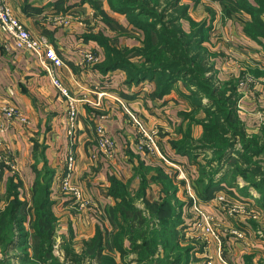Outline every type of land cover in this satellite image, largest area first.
<instances>
[{"label": "crops", "instance_id": "1", "mask_svg": "<svg viewBox=\"0 0 264 264\" xmlns=\"http://www.w3.org/2000/svg\"><path fill=\"white\" fill-rule=\"evenodd\" d=\"M182 2L189 5L190 15L196 21L205 19L210 22L213 15V28L217 35L228 36L240 47L260 49L241 36L239 23L222 20L221 1ZM9 4L14 15L32 35L46 37L65 61V66L56 69V73L70 97L77 101L78 115L73 125L68 99L51 82L53 67L50 63L45 58L15 49L0 34V108L15 106L28 119L27 123L14 120L3 136L0 155L6 167L2 168L0 175V210L7 206L11 183L15 185L20 200L28 207L38 174L48 168L53 173L52 212L62 224L61 235L70 237L73 234L75 240H81L82 251L84 241L95 236L97 224L91 212L78 216L76 203L60 190L58 183L66 172L68 157L74 154L77 161L75 184L82 186L94 203L105 210L114 203L107 196L110 177H129L138 163L136 157H139V162L143 161L140 155H134V158L127 155V150L134 148L135 130L124 111L127 108L138 111L151 124H162L158 118L164 121L165 114L175 124L179 111L187 110L188 106L176 92L161 100H152L149 95L154 85L150 82L129 87L125 72L104 73L99 69L98 65L105 59L103 47L88 36L102 34L112 39L115 34L110 29V22L98 15L89 4L81 0H9ZM103 10L107 15L105 17L118 23L120 28L133 30L126 16L113 13L107 2L103 3ZM61 19L69 23L63 24ZM184 28L189 30L188 23H184ZM137 34L141 38L140 33ZM118 41L129 47L140 44V39L126 37ZM207 45L215 52L219 49L226 52L222 45L216 49L212 44ZM84 51L95 53L100 62L95 66L83 65L81 55ZM215 64L219 70L220 60L216 59ZM220 78L225 80L223 75ZM96 122L104 123L115 140L118 150L115 160L106 159L98 151ZM168 153L172 160L180 163L187 161V157L176 155L170 149ZM239 253L240 250H237L236 254ZM10 254L25 255L18 248ZM55 254L59 256L60 252ZM2 257L0 248V259Z\"/></svg>", "mask_w": 264, "mask_h": 264}, {"label": "trees", "instance_id": "2", "mask_svg": "<svg viewBox=\"0 0 264 264\" xmlns=\"http://www.w3.org/2000/svg\"><path fill=\"white\" fill-rule=\"evenodd\" d=\"M81 1L89 4L98 15L111 23V18L105 17L107 15L103 10V3L107 2L113 13L126 16L132 29L141 35L139 46L125 48L113 44L112 39L102 34L89 35L90 39L96 40L103 47L105 59L98 65L102 72L110 73L118 70L125 72L126 85L129 87L147 81L153 83L155 88L149 95L152 100L163 99L176 92L188 102L191 112H183L179 115L202 126L203 134L197 140L189 134L185 135L183 142L180 143L181 147L177 149L178 153L189 156L193 153L210 152L213 154L210 164L217 166V169L211 170L209 174L204 173L205 167H203V174L195 183L199 186L204 183V189L198 195L204 199L215 197L216 190L220 189L223 181L226 180L229 189L237 190L238 176L248 180L250 186L258 188L264 195V164L255 161V158L264 156V141L261 143L260 139L248 137L238 114L240 101L238 85L231 80L223 81L218 75L214 64L218 57L217 52L207 46L210 41V23L206 20L202 22L194 20L190 15L189 5L184 4L182 0ZM219 1L222 3L225 17L230 18L231 14H248L251 17V22L257 26L258 35L248 37L264 47V0ZM184 23H188L189 30L184 28ZM245 32L252 33L248 29H245ZM254 74L257 77L262 76L258 70H255ZM200 112L203 113L204 119H195ZM175 146L177 148L176 144ZM234 157H236L235 162L230 163ZM141 165L143 166L142 162ZM205 166H209V163ZM46 171L48 182L38 191L42 199L37 207L35 205L33 207L36 210L33 237L39 240L38 248L35 249L33 257L23 251L25 255H13L14 258L20 263L29 264H118L114 257L105 254L106 240L102 230H98L94 237L84 242L81 252L76 251L72 241H64L62 244L64 263L58 262L53 253L54 242L51 234L45 233L38 226V222L43 218V212L46 213L50 223L57 221L52 212L53 202L49 200L53 173L48 168L43 172ZM41 173L37 176L35 193L38 190ZM205 175L207 176L203 177ZM129 186L112 177L107 191V196L115 201L111 209L116 226L112 246L121 254L123 261L128 254L135 253L138 256L137 262L142 264L151 261L158 249L154 246L150 253H147L145 247L153 243L149 237L147 239L144 236L129 237L131 233L128 225L129 213L134 211ZM247 187H244L245 190L241 189V192L244 194L243 197L249 198L251 195L247 193L249 191ZM176 188L173 181L166 183L169 195L173 196ZM229 192L235 196L233 191ZM176 200L164 201L158 205L159 213L156 214L164 213V217L158 221L159 225L181 224L184 203ZM6 201L7 206L0 210V227L7 222L10 229L9 232L0 234V248L3 253L0 264L6 262L10 264L11 257H7L8 254L13 253L16 248L26 249L29 239L23 213L27 204L20 200L19 193L12 183L8 187ZM131 226L134 227V224ZM11 229L16 230L17 234L12 236ZM125 238L129 241L134 240L131 241V249L126 251L123 245ZM140 240L143 244L138 243ZM190 251L191 248L181 250L170 263L190 264ZM246 263L251 264L249 258L246 259Z\"/></svg>", "mask_w": 264, "mask_h": 264}, {"label": "rangeland", "instance_id": "3", "mask_svg": "<svg viewBox=\"0 0 264 264\" xmlns=\"http://www.w3.org/2000/svg\"><path fill=\"white\" fill-rule=\"evenodd\" d=\"M221 18L225 22L231 20L234 23H239L242 32L241 36L245 40L254 42L260 48L259 50H253L248 47H240L235 45L228 36L217 35L213 28V15L211 16L212 20L208 22L211 26V31L209 32L210 41L208 43L212 44L215 49L222 45L226 51L223 52L221 49L216 51L218 55L216 59L220 60L219 70H217L218 75H223L225 80H231L238 85L240 92L238 114L240 119L244 123L248 137L260 139L262 143L264 141V47L248 37L258 35L257 26L251 22V17L248 14H231L229 18L225 17L222 12ZM120 27L118 23L111 21L110 29L115 34L112 38L113 44L125 48L129 46L121 44L118 39L122 37L138 41L141 39L134 30H123ZM245 29L251 30L252 33L245 32ZM255 70L262 73V76L257 77L254 74ZM177 96L188 106L187 110L179 111V114L191 112L188 102L178 94ZM127 110L124 112L135 130L134 148L128 149L127 155H132L133 158L135 157L134 155H140L143 160L142 166L138 160L139 157H136L138 163L134 165L132 175L118 179L124 185H130L129 191L132 197L130 200H132V210L134 211L129 213L128 225H130L129 229L131 232L129 237L140 238L144 236L146 239L149 237L153 243L145 247L147 253H150L154 246L158 249L151 261L142 264H171V260H174L176 255L186 248H191L190 264H238V262L247 264V258H249L251 264H264V195L262 192L258 188L250 186L248 180L238 176L236 180L238 192L235 189H229L226 182L228 180H226L223 181L220 189L216 190L215 197L210 199L200 197L198 193H202L204 183H201L200 186L198 184L195 185V183L203 174V167H205V174L217 169L216 165L210 164L213 154L210 152L193 153L185 156L187 157L186 162L180 163L169 158L168 151L170 149L176 155H180L177 149L181 147L180 143L183 142L184 136L189 134L196 140L200 139L203 134L202 126L192 123L180 117V115L174 124L165 114L164 121L158 118L159 121L163 122L162 124H151L148 118L143 117L138 111L130 108H127ZM105 114L106 112L103 115ZM195 119H204L203 113L200 112L195 116ZM99 125L105 127L115 144L116 154H114V157L108 156L99 146L97 135V126ZM95 133L98 151L106 159L115 160L118 157L117 146L106 125L102 122H96ZM73 156L75 158V155ZM235 159L236 157L232 158L230 163L235 162ZM255 161L264 164V156L255 158ZM208 163L209 166H205ZM9 166H11V163ZM4 167L6 165L2 164V168ZM226 168H228V165H226ZM46 174L47 171L41 173L37 185L38 190L35 193L34 187L29 206L23 210L24 225L26 232L29 234L27 248L25 247L26 249H23V251H26V254L29 253L32 257L39 243V240L33 237L35 232L34 222L36 221V210L33 207L34 205L37 207L42 199L38 191L42 190V185L48 182ZM65 175L66 172L60 179L59 186L62 185ZM112 177L109 179V184H111ZM167 179L171 183L173 181L174 185L177 186L173 196L169 195L168 190H166ZM74 185L82 193L83 197L81 204L76 203L77 215L81 216L85 212H91L97 224V231L103 228L102 231L106 240L105 254L108 253L114 257L118 264H140L137 262V254L130 253L123 261L121 254L112 246L116 226L111 209L115 205V201H113V205L103 210L86 194V190L82 186H77L75 181ZM246 186L249 188L247 193L251 195L249 198L243 197L244 194L241 192L245 190ZM229 191H233L235 196ZM61 192L75 203L71 195L64 193L62 190ZM51 195L52 193L49 195V200L52 202ZM176 199L184 203L182 218L180 219L181 224L177 226L159 225L158 221L164 217V213L156 214L159 213L158 205L168 200L177 201ZM231 211L234 216L230 217L228 213ZM42 215L43 218L38 222V226L45 233L51 234L54 242L53 253L58 262L64 263V253L62 251L64 241H72L74 247L75 245L77 246L75 248L76 251H81V240H75L73 234L70 237L61 235L62 224H60L57 216L54 215L57 221L50 223L46 218V213L43 212ZM131 224H134V227ZM8 229L10 228L7 222L3 223L0 227V234L9 232ZM10 232L14 236L16 230L11 229ZM131 241L133 242L134 240ZM131 241L127 238L123 240L125 251L126 249H131ZM138 243L143 244L141 240ZM237 250H240L239 255L236 254ZM55 252H60V255L58 256ZM9 256L12 258H9L10 264H29L24 262L17 263L13 254H8L7 257ZM2 259L3 257L0 261ZM239 259L240 261H238ZM183 260L185 259L183 258ZM6 264L9 263L6 262Z\"/></svg>", "mask_w": 264, "mask_h": 264}, {"label": "built area", "instance_id": "4", "mask_svg": "<svg viewBox=\"0 0 264 264\" xmlns=\"http://www.w3.org/2000/svg\"><path fill=\"white\" fill-rule=\"evenodd\" d=\"M61 22L63 24L69 23L68 20L64 19H61ZM0 34L5 40H8V43L13 45L15 49L29 52L40 58H45L50 63L53 67L50 71L51 82L61 95L68 99L70 105L69 113L74 125L78 115L77 101L70 97L68 90L56 73V69L65 66V61L56 52L46 37H35L29 32L26 26L14 15L9 0H0ZM81 57L82 63L85 66H95L100 62L99 57L91 51L82 52ZM14 120L27 122L26 116L19 108L15 106H4L0 108V149L3 146V136ZM97 135L101 149L107 153L108 156L114 157V154H116L115 144L103 125L97 126ZM73 155L74 154H71L69 157L66 175L63 178L64 180L60 189L64 193L71 195L75 203L81 204L83 201L82 193L74 185L73 177L76 163ZM2 164L3 158L0 155V175L2 172ZM228 215L230 217L234 216L232 211L228 213Z\"/></svg>", "mask_w": 264, "mask_h": 264}]
</instances>
